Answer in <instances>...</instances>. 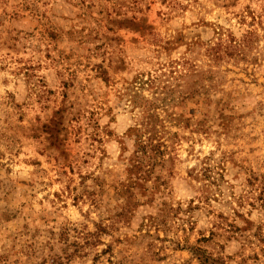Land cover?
Masks as SVG:
<instances>
[{
    "label": "rangeland",
    "instance_id": "rangeland-1",
    "mask_svg": "<svg viewBox=\"0 0 264 264\" xmlns=\"http://www.w3.org/2000/svg\"><path fill=\"white\" fill-rule=\"evenodd\" d=\"M0 264H264V0H0Z\"/></svg>",
    "mask_w": 264,
    "mask_h": 264
}]
</instances>
